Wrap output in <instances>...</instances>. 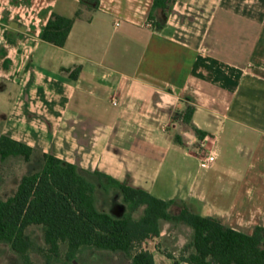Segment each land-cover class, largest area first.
I'll use <instances>...</instances> for the list:
<instances>
[{
	"label": "crops",
	"instance_id": "0c3cea01",
	"mask_svg": "<svg viewBox=\"0 0 264 264\" xmlns=\"http://www.w3.org/2000/svg\"><path fill=\"white\" fill-rule=\"evenodd\" d=\"M153 4L98 0L58 47L46 24L81 0H0V136L252 235L264 228V0H176L154 21Z\"/></svg>",
	"mask_w": 264,
	"mask_h": 264
},
{
	"label": "trees",
	"instance_id": "16d2710c",
	"mask_svg": "<svg viewBox=\"0 0 264 264\" xmlns=\"http://www.w3.org/2000/svg\"><path fill=\"white\" fill-rule=\"evenodd\" d=\"M175 2L154 0L150 19L154 21L158 9L170 12ZM97 8L98 0H81V8L72 18L53 13L43 40L63 47L76 19L85 10L94 12ZM80 69L71 74L73 79ZM193 111L192 107L186 109L183 122H191ZM175 141L184 145L179 135ZM36 155L41 157V167L24 174L12 195L0 196V244L8 245L21 264H34L33 254L42 255L44 264H77L78 256L89 250L123 253L131 264H155L145 245L162 237L164 225L191 231L179 258L156 246L174 264H264L263 227L246 235L227 228L219 218L195 214L186 205L175 213L174 200L158 199L98 171L82 173L71 163L0 136L1 162H30ZM99 188L106 195L114 190L120 193L124 208L119 216L98 207ZM37 231L42 242L37 239Z\"/></svg>",
	"mask_w": 264,
	"mask_h": 264
},
{
	"label": "rangeland",
	"instance_id": "374dc122",
	"mask_svg": "<svg viewBox=\"0 0 264 264\" xmlns=\"http://www.w3.org/2000/svg\"><path fill=\"white\" fill-rule=\"evenodd\" d=\"M1 131V120H0ZM41 167V157L36 155L30 162L22 160L0 161V196L6 198L12 195L17 187L20 178L24 174H28L38 170ZM100 199L98 207L112 215L119 216L124 208L120 193L116 196L107 197L98 193ZM179 206H174L173 211L178 212ZM191 231L188 228L173 229L170 225H164L162 237L149 241L145 247L148 250H154L157 245H161L162 249L173 254L175 258H179L181 250L189 242ZM37 239L42 242L40 232H36ZM32 260L34 264H44L45 260L40 254H33ZM0 264H21L19 257L6 244H0ZM55 264H64L56 262ZM77 264H131V260L123 253H110L89 250L78 256Z\"/></svg>",
	"mask_w": 264,
	"mask_h": 264
},
{
	"label": "built area",
	"instance_id": "2783aa9c",
	"mask_svg": "<svg viewBox=\"0 0 264 264\" xmlns=\"http://www.w3.org/2000/svg\"><path fill=\"white\" fill-rule=\"evenodd\" d=\"M114 104H116V102H114ZM214 160L215 158L212 155H207V157H205L203 160V165L209 166Z\"/></svg>",
	"mask_w": 264,
	"mask_h": 264
}]
</instances>
